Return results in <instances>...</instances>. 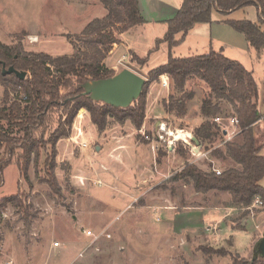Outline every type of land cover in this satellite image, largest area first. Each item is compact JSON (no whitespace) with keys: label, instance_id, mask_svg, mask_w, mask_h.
Returning <instances> with one entry per match:
<instances>
[{"label":"rangeland","instance_id":"obj_1","mask_svg":"<svg viewBox=\"0 0 264 264\" xmlns=\"http://www.w3.org/2000/svg\"><path fill=\"white\" fill-rule=\"evenodd\" d=\"M105 14L100 0H0V42L20 48L24 53H42L52 58L71 57L89 52L85 47L83 29L93 19L103 18ZM214 17L216 18L215 13L212 14L213 19ZM127 31L120 33L118 28L112 29L119 43L112 45L102 63L114 75L123 69H129L147 81L150 71L167 62L168 44L155 40L164 39L165 34L161 28L153 26L137 25L128 34ZM33 37L36 41H33ZM179 37L180 34L175 39ZM124 43L127 45H123ZM202 54L201 48L194 52L188 43L182 46L180 43L171 50V55L175 58ZM262 54L259 61L248 62L246 58L243 61L246 69H254L259 112L264 113V52ZM139 60H144L145 64ZM165 81L167 86L162 85L159 77L150 84L147 92L152 104L160 110L158 113H149L144 130L148 140L129 120L118 121L111 116L107 117L104 130L99 131L91 123L88 112L83 108L78 110L68 129V135L59 139L55 145L54 176L60 195L53 194L46 183L47 168L44 161L50 154V146L45 141L57 128L58 122L64 121L70 107H57L47 113L44 127L33 132L36 139L43 138L44 148L40 150L38 164H31L29 167L28 181L19 177L17 188L18 150L14 153L11 164L3 170L0 199L17 196L25 208L8 205L2 211L0 264H231L232 257L235 256L251 260L255 245L264 232L263 206L253 204L250 209L240 210L237 217H230L229 220L235 221L237 229L219 243H207L202 237L198 241L185 240L189 238L186 233L164 231L171 216L165 210L156 211L153 206L150 207L151 203H163L177 213L181 203L205 206L215 201L211 195L206 196L207 193L195 196L189 183L181 182V179L174 180V176L181 171V162L187 161L200 170L209 171L205 155L194 161V156L189 152L185 160L176 154L181 146L189 149L182 141H173L164 134L163 141L154 140L153 116H158L165 122L166 130L174 132L177 130L193 134L194 129L204 122L193 101L187 102L188 112L185 116L175 111H165L164 105L168 104L169 97L177 98L181 95L171 79L165 78ZM188 86L190 88L185 91H193V86L196 87L200 99L209 94L207 85L197 79H193ZM4 90L8 92V103L21 99L22 92L19 88L12 85L3 87L0 84V105ZM221 103L222 118L226 123L233 116V111L227 102ZM229 130L234 131L232 127ZM254 133L257 144L262 146L260 155L264 157V120L256 126ZM169 139L172 140L170 145ZM224 139L222 135L212 145L205 143L200 151L205 153L204 151L214 147L221 150ZM127 140L137 144V148L121 147ZM231 140L240 143L241 137L236 135ZM151 144L154 150L151 149ZM169 146L174 150L173 155L180 160L178 163H171L167 169L169 178L164 180L165 174H155V179L138 191L141 197L136 203L132 199L121 200L118 189L129 191L130 188L126 186H133V167L131 169L127 164L130 157L134 158V153H137L139 160L147 167L151 166L155 173L156 168L160 171L163 169L159 162L168 157ZM159 151L164 155L159 156ZM169 156L172 157V153ZM4 157L3 150H0V160ZM235 166L232 161L225 160L215 167L223 171ZM128 173L131 176L127 177ZM123 178L127 179V185L122 182ZM151 186L155 187L150 192L147 191ZM147 194L151 195L148 197ZM228 202L232 204L229 198ZM25 210L30 214L27 223L21 219ZM215 214L217 213L206 212L208 217L204 222L217 219ZM174 225L177 227V222ZM205 229L203 227L199 232L201 236L208 233ZM87 230L93 233L104 230L110 237H102L91 243V238L86 237L83 232ZM56 243L58 247L53 246ZM86 246L88 248L84 255L79 257L78 254ZM212 250H222V256L215 255Z\"/></svg>","mask_w":264,"mask_h":264},{"label":"trees","instance_id":"obj_2","mask_svg":"<svg viewBox=\"0 0 264 264\" xmlns=\"http://www.w3.org/2000/svg\"><path fill=\"white\" fill-rule=\"evenodd\" d=\"M100 2L106 11L105 16L93 19L82 33L86 37L85 47L89 52L52 58L42 53H24L20 48L0 42V84L3 87H17L25 96V100L8 103V92H3L0 105V150H3L5 157L0 160V182L3 170L11 164L17 150L20 151L16 164L19 177L28 181L29 167L31 164H38L40 150L44 148L43 138L36 139L33 132L44 127L46 115L51 109L70 107L64 121L58 122L57 128L45 141V144L50 146V154L44 161L47 168L46 183L53 194L60 195L54 176L55 145L59 139L68 135V129L78 110L85 109L91 123L99 131L106 127L108 116L118 121L129 120L134 128L139 130L145 118L149 86L159 77L166 75L172 80L175 89L181 92L177 98L169 97L168 104L164 105L166 112L175 111L185 116L186 104L194 97L192 91H185V84L189 79L197 78L209 89V94L202 99L199 107V114L204 122L193 131L199 143L212 145L224 135L223 130L213 122L214 118L223 116L221 102H227L232 107L231 118H236L240 130L237 135L241 137L240 143L233 140L223 143L224 152L217 147L210 149L211 156L229 159L235 167L220 171V174L216 175L211 169L203 171L186 161L182 170L174 176V180L181 179L191 184L196 193H229L232 205L242 209H250L256 199H259L264 207V188L259 185L264 178V157L260 155L261 146L257 144L254 134V126L264 117V113L259 112L258 91L253 75L241 63L232 61L221 53L209 52L206 55L181 58L171 55V50L184 41L187 33L196 24L208 23L211 20L213 12L227 15L254 6L257 12L256 22L240 20L225 21V24L242 34L249 48L259 57L264 52V0H182L176 16L165 23L166 33L163 41L168 44L167 62L148 73L139 99L127 109L94 103L84 95L81 88L87 81L114 75L112 70L102 63L112 45L119 43L112 29L118 28L120 33H124L134 26L145 24L138 11L137 0ZM179 34L180 38L176 40L175 36ZM139 61L145 64L144 60ZM3 65L5 69L13 67L16 71L24 72L25 78L20 80L14 74L2 75ZM262 87L264 91V73ZM262 106L264 112V96ZM158 153L159 156L164 155L160 151ZM188 153L182 146L181 150L176 152L185 160ZM8 205L25 208L19 197H4L0 199V220L2 211ZM26 211L21 218L25 223L30 218ZM234 229L237 228L234 226ZM212 253L222 256L223 252L212 250ZM231 264H264V258L256 256L253 263H250L248 259L235 256L232 257Z\"/></svg>","mask_w":264,"mask_h":264},{"label":"crops","instance_id":"obj_3","mask_svg":"<svg viewBox=\"0 0 264 264\" xmlns=\"http://www.w3.org/2000/svg\"><path fill=\"white\" fill-rule=\"evenodd\" d=\"M182 4V0H137V7L138 11L142 17V19L145 21V24L143 26H153V27H159L161 28V31L165 34L166 33V25L165 23L171 19H173L177 12L178 9L180 8ZM216 15V18L214 19L211 16V20L208 23H203V24H196L185 36L184 41L181 43V46L184 43L190 44V49H192L194 52H198L199 48H201L203 54L206 55L209 52H215V53H221L224 55L226 58L232 60V61H237L245 67V61L248 59V62L251 61H259L261 54L259 57L256 56V54L253 52L252 49L249 48L247 45V42L245 41L244 37L242 34L236 32L234 29H232L229 25L225 24V21H240V20H247L249 22H256L257 21V12L256 8L254 6H248L242 10H237L228 13L227 15H221L217 12H213ZM132 28H130L127 31V34L131 31ZM264 30V29H263ZM126 34V36H127ZM123 37V36H122ZM180 38V37H179ZM178 38V39H179ZM177 39V40H178ZM192 39V40H190ZM156 41H163L162 38H156ZM189 41V42H187ZM122 42V41H121ZM123 45H127L124 43ZM128 49V46L126 47ZM130 50V49H129ZM114 51V50H113ZM131 51V50H130ZM245 56V57H242ZM246 58V59H245ZM249 71L252 75L254 74V69L249 68L246 69ZM263 73H264V65H263ZM165 78L168 79L166 75L161 76L160 80L165 81ZM193 79L197 78H191L189 79L186 84H185V89L190 88L188 84L193 81ZM199 82H202L201 80L197 79ZM205 84V83H204ZM206 85V84H205ZM262 86H263V79H262ZM193 93L194 97L192 100L188 101L194 102L195 106H197V110L199 113V107L201 104L202 99H200L197 96V89L196 87L193 86ZM208 88V87H207ZM187 111L188 112V104H187ZM152 112H159L158 108H156V105L152 104L151 99L149 95L146 97V108H145V118L143 121V124L141 128L138 130L139 133L144 132L146 129V121L149 117V113ZM154 122H153V134L156 132V128L159 123H165L164 121H161L158 116H153ZM264 120V117H262L254 126V129L256 126ZM95 129V128H94ZM137 130V129H136ZM167 131V130H166ZM170 131V130H169ZM174 132V131H173ZM188 133V132H187ZM255 134V133H254ZM128 136L125 137L127 139ZM255 137L257 139V136L255 134ZM155 140V139H154ZM199 142V141H198ZM201 149L203 148V144L205 143H199ZM152 145V144H151ZM127 149H136L137 144H132L129 140H127V143H123L121 147H126ZM261 146V145H260ZM200 149V150H201ZM262 149V146H261ZM126 151V150H125ZM121 151V152H125ZM222 152L225 151L224 148L221 149ZM174 150L170 147L167 149V156L163 158L164 160L161 163V167L163 169L160 171L158 168H156L155 173L152 171L151 166L147 167L141 160L138 158V154L134 153L135 157L133 158L132 156L130 157V162L127 163L129 167H133L134 171V180L132 182L133 186L127 185L126 178H123L122 182L127 185V188H130L129 191H122L119 190V195L120 199L124 200L126 199H132L135 203L137 200L141 197V195H138V191L141 188H144L148 183H150L152 180L155 179V174H165L164 180L168 179L169 176L167 174V169H169V166L171 163H178L180 160L173 155ZM205 152V158L209 162L207 165V170L211 169L212 167H215L216 164H219L220 162H223L225 160L229 159H218L216 157H213L210 155V150H206ZM261 152V151H260ZM170 153H172V157L169 156ZM122 158L124 159V156L121 154ZM128 156V155H127ZM262 156V155H261ZM157 161V159H156ZM186 162V161H185ZM185 162H181V170L184 167ZM188 163V162H187ZM124 164V162H123ZM216 168V167H215ZM131 176V174H127V177ZM19 181L20 178L18 176L17 180V188L19 186ZM264 181V178L259 182V185L262 187V182ZM181 182H183L181 180ZM185 184V183H184ZM191 185V184H190ZM152 187L147 188V191H151ZM185 187V185L183 186ZM148 192V193H149ZM200 193L195 192V196H198ZM148 197L151 194H147ZM207 195H211L212 198L215 199V201L207 204V205H201V204H194V205H187L186 203H181V207L178 208V212L175 213L174 209L172 207H168L167 205H164L163 203H151L150 207L153 206V210L156 211H161L165 210L170 216L171 220L169 223L166 224L164 228V231L170 232H175L177 234H183L186 233L189 235V238H185V240H196L200 237L202 239H206L207 243H219L221 241L226 240L225 236L226 235H232L234 232V226H235V221L229 220L230 217H237L239 215V211L242 210V208L233 206L232 204H229V201L231 200V196L226 194V193H220V192H208ZM152 197V196H151ZM223 198H225L223 200ZM152 199V198H150ZM226 200V201H225ZM125 201V200H124ZM206 212H214L217 213L215 215L218 216L217 219H210L208 223H205ZM208 217V216H207ZM231 221V222H229ZM175 222H177V227H175ZM210 226V228H208ZM206 228L205 230L208 232L206 234H203L201 236L199 232H201L202 228ZM176 228V229H175ZM208 228V230H207ZM179 236V235H178ZM182 236V235H181ZM184 239V238H183ZM182 239V240H183ZM184 240V241H185ZM170 249V248H169ZM168 252V251H167Z\"/></svg>","mask_w":264,"mask_h":264},{"label":"water","instance_id":"obj_4","mask_svg":"<svg viewBox=\"0 0 264 264\" xmlns=\"http://www.w3.org/2000/svg\"><path fill=\"white\" fill-rule=\"evenodd\" d=\"M5 74H14L20 80L25 78L24 72L16 71L13 67L5 69L3 65L2 75ZM145 81L137 73L123 69L109 78L87 81L81 85V88L84 95L94 103L117 109H127L139 99ZM188 138L195 147L193 153H198L201 149L198 140L191 133ZM256 256L264 258V232L255 245L254 256L250 263H253Z\"/></svg>","mask_w":264,"mask_h":264},{"label":"built area","instance_id":"obj_5","mask_svg":"<svg viewBox=\"0 0 264 264\" xmlns=\"http://www.w3.org/2000/svg\"><path fill=\"white\" fill-rule=\"evenodd\" d=\"M162 85L163 86H167V83L166 81H162ZM22 100H25V96L21 95L20 96ZM228 122H224V118L222 117H216L213 119V122L216 123L220 128L221 130H223L224 132V142H227V141H230L233 137H235L237 134H239L240 130L238 128V122L236 120V118H230L227 120ZM165 123H159L157 128H156V132L154 134V137H155V140H158V141H163L164 140V135L168 136L169 138H171L167 132H166V128H165ZM232 127L234 129V131H230L229 128ZM177 130H175L176 132ZM173 132V131H172ZM142 136L148 140L149 137L144 133V132H141ZM171 141L169 139L168 141V144L170 145L171 144ZM184 143V146L188 147L189 149V152L191 153L192 156H194L195 160L196 161L197 159H200L201 157H203L205 155V153H202L201 151H199L198 153H193V150H194V145L190 142L188 136L185 138L184 137V140H180ZM170 147V146H169ZM151 149L154 150V147L151 145ZM211 171L214 172L216 175H219L220 174V171L218 169H216L215 167H212L211 168ZM254 205H258V206H262V202L259 200V199H256L254 201ZM208 230V228H207ZM85 236L88 237V238H91V243L95 242V241H98L100 238L102 237H110V234L106 233L104 230L100 231V232H97V233H93L92 231L90 230H87V231H83ZM54 247H58V244H54L53 245ZM88 248V246H86L82 252H80L78 254L79 257H82L86 251V249Z\"/></svg>","mask_w":264,"mask_h":264},{"label":"bare ground","instance_id":"obj_6","mask_svg":"<svg viewBox=\"0 0 264 264\" xmlns=\"http://www.w3.org/2000/svg\"><path fill=\"white\" fill-rule=\"evenodd\" d=\"M33 41H36L34 37H33ZM166 132L172 138L173 141L184 140V137L186 138L187 136H189V133L184 132V131L172 132V131L167 130Z\"/></svg>","mask_w":264,"mask_h":264}]
</instances>
